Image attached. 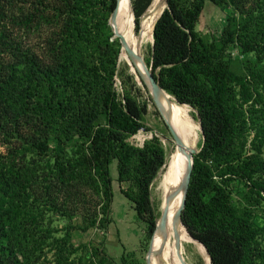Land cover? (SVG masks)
I'll list each match as a JSON object with an SVG mask.
<instances>
[{"label":"trees","instance_id":"1","mask_svg":"<svg viewBox=\"0 0 264 264\" xmlns=\"http://www.w3.org/2000/svg\"><path fill=\"white\" fill-rule=\"evenodd\" d=\"M153 2L131 0L133 35ZM208 2L227 16L219 38L199 30ZM116 4L0 0V264H119L106 250L113 162L148 249L167 154L157 136L129 141L150 130L148 102L119 70ZM153 41L148 68L202 127L182 226L212 264H264V0H167Z\"/></svg>","mask_w":264,"mask_h":264},{"label":"rangeland","instance_id":"2","mask_svg":"<svg viewBox=\"0 0 264 264\" xmlns=\"http://www.w3.org/2000/svg\"><path fill=\"white\" fill-rule=\"evenodd\" d=\"M130 2L131 1L129 0H122V3L118 10L116 22L113 25V31H115V34L116 33L119 34L121 31V28L124 27L126 32L128 31L127 37L133 43L134 42L133 38L135 35H133L131 24H132V21L134 20V16H133ZM154 5H155V2L153 3L152 7ZM165 7L166 5L163 4L160 7V9L156 12L153 18L154 22L157 21V19L159 18L160 14L162 13ZM147 14L148 12L145 14V16ZM145 16H143L141 20L140 30L139 31L136 30L137 34H139L142 30V22ZM226 23H227L226 14L217 6H214L213 4L209 2L206 3V7L201 16V20L199 24L200 32L205 35L219 38L223 30V27L226 25ZM24 39L27 45L35 47V49H37L39 43H41L40 34L37 35L36 33L29 34ZM152 43H153V36H150L141 45V54H142V57L146 65H147L148 59L150 58ZM126 53L129 55L128 49L126 50ZM130 58L132 60V57ZM123 61L119 63L120 64L119 70L120 71L126 70L129 75H133L131 68L128 62L126 61V59H124ZM133 76L135 78L134 80L136 81L138 87H140L142 90L141 99L144 101L146 100L148 102V114L146 116V127L149 128L150 130H141L137 135L131 137L129 141L134 145L143 146L146 141L151 140L154 136H157L161 140L166 150V154H167L166 165L159 172L157 178L155 179L152 185V191H151V199H152L153 207H154L157 217H159L160 216L159 209H158L159 208V192L157 189H158V185H159L162 173L166 171L169 158L174 151L175 142L168 128L166 127L164 119L159 113L153 100L152 101L148 100V98L151 97L149 90H145L143 88V83L141 82L139 77L135 75ZM117 88H118L119 94L122 95L123 85H122V80L120 78H117ZM181 106H184V105H181ZM186 107L190 111L189 113H187L188 118L194 122L195 128L193 130V136L196 141L194 150H196V152L198 153L200 150V146L202 144V140H203L201 129H200V123L197 118L196 112L191 107L189 106H186ZM0 150L1 152H5L4 148H1ZM111 175L113 178V190H114V202H113V208L111 212L113 223L111 224L108 234H107V243H106L107 253L113 258H115L119 262V264H121L120 258L122 254L124 253V251L135 254L137 259L145 260L146 254H147V251L146 252L143 251V246L145 245V226L140 220H138L136 212L133 208V205L127 199H125L124 196L120 192V186L117 183L118 172H117L116 162H113L111 165ZM180 241H182L181 243H182V246L184 247V248L183 247L181 248L182 252L180 256L183 255L182 258L187 264H211L210 259L207 253L205 252L204 248L198 242L194 241L188 235L185 229H184V232L182 233V237ZM180 256L178 257L180 258ZM145 263H146V260H145ZM150 264H152L151 261H150ZM173 264H181V263L174 262Z\"/></svg>","mask_w":264,"mask_h":264},{"label":"bare ground","instance_id":"3","mask_svg":"<svg viewBox=\"0 0 264 264\" xmlns=\"http://www.w3.org/2000/svg\"><path fill=\"white\" fill-rule=\"evenodd\" d=\"M160 1L162 0H155V5L153 7L151 6L148 10V14L144 17L142 22V30L139 34H136L134 36L133 43L127 37L128 31L126 32L124 27L121 28V31L119 33L120 35L124 36L127 45L123 48L119 63L126 59L131 68L132 74L137 77L139 76V71L145 73L146 64L141 54V45L148 37L153 36V27L155 23L153 21V18L157 12L154 11V9ZM121 3L122 1L120 2V5ZM126 48L133 52L134 55H136L134 58L132 57V60L126 53ZM154 104L157 109H159V111L160 108L162 109L164 116L170 122L175 132L182 140L183 144L179 146L177 143H175L174 151L169 158L166 171L162 173L158 185V209L160 214L164 210L168 211V234L166 237L164 236V234L158 236L157 240L155 241V245L153 246L152 252L154 253L163 249V253L156 256L152 254L150 261L152 262V264H173L174 262H180L182 264L180 258L178 257L180 256L182 251L180 249L179 253V250L177 249L175 232H177L178 240L180 241L185 228H183L182 224L177 220L176 217L183 202L184 192L181 191L176 197H173V195L182 184L186 167L188 165V154L195 147L196 141L193 136V130L195 126L194 122L191 121V119H189L187 116V113L190 112L189 109L186 106H181L176 103V101L167 93H160L158 100L155 101ZM181 242L182 241H180L182 248L183 246Z\"/></svg>","mask_w":264,"mask_h":264},{"label":"water","instance_id":"4","mask_svg":"<svg viewBox=\"0 0 264 264\" xmlns=\"http://www.w3.org/2000/svg\"><path fill=\"white\" fill-rule=\"evenodd\" d=\"M122 0H117V4H116V8L114 10V12L112 13L111 17H110V20H109V25L112 29V32H113V38L112 40L114 39H119V42L121 44V51H123V48L126 47V41L124 39V36L120 35V34H115V32L113 31V25L114 23L116 22V19H117V15H118V9H119V5H120V2ZM131 1V0H130ZM165 4L167 3V0H162L160 1L154 11H158L160 9V7L162 6V4ZM131 9H132V5H131ZM165 9V8H164ZM164 11V10H163ZM162 11V13H163ZM133 12V10H132ZM162 13L160 14V16L162 15ZM134 16V14H133ZM145 16V15H144ZM159 16V17H160ZM134 21H135V18H134ZM156 24V22H155ZM154 28H155V25L153 27V33H154ZM154 44V41L152 43V46ZM128 53L130 55V57H135L136 55H134L133 52H131L129 49H128ZM147 66V65H146ZM139 73V79L141 80V82L145 85V87L149 90V93L151 95V98L153 100V102L157 101L158 100V97L160 95V93L164 92L166 93L161 87H160V84L159 82L155 79V77L153 76L151 70L147 67H145V73H142L141 71L138 72ZM170 96V95H169ZM171 97V96H170ZM174 99V98H173ZM175 100V99H174ZM186 106V105H184ZM159 111V109H158ZM159 113L161 114L162 118L164 119V122H165V125L166 127L168 128L171 136L173 137L174 139V142L177 143L179 146H181L183 143H182V140L180 139V137L177 135V133L175 132L174 128L172 127V125L170 124V122L166 119V117L164 116V113L162 112V109L160 108V111ZM198 120H199V117L197 116ZM200 123V122H199ZM200 129H201V133H202V127H201V124H200ZM197 154L196 150H191L188 154V165L186 167V171H185V174H184V177H183V180H182V184L181 186L179 187V189H177L175 191V194L173 195V197H176L181 191L184 192V197H183V202L181 204V207L177 213V220L183 225L182 221H181V216H182V212L185 208V204H186V196H187V193H188V189H189V186H190V181H191V176H192V171H193V165H194V155ZM165 167V166H164ZM184 226V225H183ZM186 229V228H185ZM187 231V230H186ZM188 232V231H187ZM161 234H164V236L166 237L167 234H168V211L167 210H164L162 211V213L160 214L159 218L156 220V228H155V231L153 233V236L151 237L150 239V242H149V246H148V250H147V254H146V264H150V260H151V255L154 254L155 256L156 255H161L163 253V249L160 250V251H157V252H152L153 250V246L155 245V241L157 240L158 236L161 235ZM189 234V233H188ZM190 235V234H189ZM175 237H176V246H177V249L179 250V253H180V249H181V244H180V241L178 240V234L177 232H175ZM194 239V238H193ZM195 240V239H194ZM196 241V240H195ZM198 242V241H197ZM199 243V242H198ZM201 244V243H200ZM202 245V244H201ZM203 246V245H202ZM204 247V246H203ZM207 255L209 256L208 254V251L207 249L204 247ZM210 258V256H209ZM180 260L182 261V264H187L184 259L182 258V256H180ZM210 262H211V258H210ZM212 264V262H211Z\"/></svg>","mask_w":264,"mask_h":264},{"label":"crops","instance_id":"5","mask_svg":"<svg viewBox=\"0 0 264 264\" xmlns=\"http://www.w3.org/2000/svg\"><path fill=\"white\" fill-rule=\"evenodd\" d=\"M125 198V197H124ZM126 199V198H125ZM114 202V201H113ZM113 208V207H112Z\"/></svg>","mask_w":264,"mask_h":264}]
</instances>
